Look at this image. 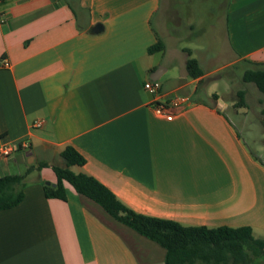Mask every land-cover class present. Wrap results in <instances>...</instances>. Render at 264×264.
Instances as JSON below:
<instances>
[{
	"label": "crops",
	"instance_id": "obj_1",
	"mask_svg": "<svg viewBox=\"0 0 264 264\" xmlns=\"http://www.w3.org/2000/svg\"><path fill=\"white\" fill-rule=\"evenodd\" d=\"M160 6L0 0V147L29 143L0 161V173L36 160L17 173L24 175L21 202L0 209V264H165V248L70 183L67 200L45 195L44 185L57 182L53 166H66L67 146L86 159L73 171L95 177L137 213L186 226H249L264 239V146L256 153L226 113L240 111L218 93L222 75L199 88L237 63L264 68V0H228L220 42L199 54L188 47L191 56L182 47L180 63L163 65L155 55L168 49L167 38L180 40L174 30L182 24L169 30L161 19L159 33ZM96 24L103 29L93 32ZM158 41L164 49L150 54ZM189 57L202 76L188 75ZM176 64L179 76L161 82ZM156 71L158 96L143 87ZM177 96L191 102L170 119L155 114V101ZM38 119L41 127L33 125Z\"/></svg>",
	"mask_w": 264,
	"mask_h": 264
},
{
	"label": "trees",
	"instance_id": "obj_2",
	"mask_svg": "<svg viewBox=\"0 0 264 264\" xmlns=\"http://www.w3.org/2000/svg\"><path fill=\"white\" fill-rule=\"evenodd\" d=\"M163 49V42L158 41L148 51L153 54ZM186 51L191 56V50ZM186 68L192 78L203 75V69L194 57L188 58ZM243 80L254 82L264 92V68L246 70ZM239 96L244 100V91H239ZM213 97L217 99L218 96L214 94ZM61 156L66 166H53L57 182L44 185L45 195L67 200L65 182L70 183L78 193L98 203L114 219L165 248V264H252L264 256V239L256 238L249 226H186L174 220L137 213L95 177L71 169L86 162L73 146H67ZM23 179L21 174L0 173V209L21 202Z\"/></svg>",
	"mask_w": 264,
	"mask_h": 264
},
{
	"label": "rangeland",
	"instance_id": "obj_3",
	"mask_svg": "<svg viewBox=\"0 0 264 264\" xmlns=\"http://www.w3.org/2000/svg\"><path fill=\"white\" fill-rule=\"evenodd\" d=\"M227 3L228 0H161L160 9L153 17V25L159 33L161 31L157 24L161 19L169 30L179 22L182 25L180 30H174L180 33V40L167 38L165 42L168 49L156 54L155 60L162 65L170 63L173 59L180 63L184 57L181 52L182 47L185 52L188 47L193 48L194 54H199L201 47H214L217 41L220 42L223 32ZM192 23L193 28H190ZM247 69H249L247 64L237 63L235 66L221 70L216 78H208L203 83H199V88L223 76L216 89L227 103L232 102L233 99L234 106L240 111L239 115H235L233 108H230L226 113L234 121L248 145L259 153L260 148L264 146V127L261 122V120L264 122V92L260 91L254 82L243 80ZM179 73V65L176 64L172 67V71L161 78V82L171 75L179 76ZM239 91H244V100H241ZM259 154L264 156V153ZM33 164H36L35 158H29L27 162L20 161L18 164L12 163L10 173H24L27 166ZM253 264H264V256L257 258Z\"/></svg>",
	"mask_w": 264,
	"mask_h": 264
},
{
	"label": "built area",
	"instance_id": "obj_4",
	"mask_svg": "<svg viewBox=\"0 0 264 264\" xmlns=\"http://www.w3.org/2000/svg\"><path fill=\"white\" fill-rule=\"evenodd\" d=\"M3 66L9 67L7 61H3ZM145 90L154 96H158L161 90V84L159 80L149 79L143 84ZM191 102L189 96H177L171 98L169 101H160L157 100L152 104L155 114L164 119H170L171 117L178 114L180 111L185 109ZM44 123V120L38 119L34 122V126L41 127ZM17 148L28 149L29 143L22 141L18 144L5 143L0 147V161L9 159L13 152Z\"/></svg>",
	"mask_w": 264,
	"mask_h": 264
},
{
	"label": "water",
	"instance_id": "obj_5",
	"mask_svg": "<svg viewBox=\"0 0 264 264\" xmlns=\"http://www.w3.org/2000/svg\"><path fill=\"white\" fill-rule=\"evenodd\" d=\"M101 29H103V26L101 24H96L92 27L93 32H99ZM160 71H156L155 75L152 77V80H158L160 77ZM47 184H50V182H47Z\"/></svg>",
	"mask_w": 264,
	"mask_h": 264
}]
</instances>
